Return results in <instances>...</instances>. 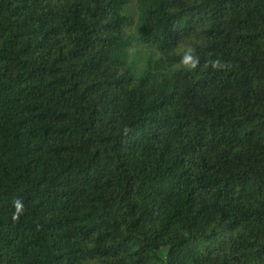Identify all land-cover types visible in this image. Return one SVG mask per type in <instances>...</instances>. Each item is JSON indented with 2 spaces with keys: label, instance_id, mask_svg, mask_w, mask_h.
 Segmentation results:
<instances>
[{
  "label": "trees",
  "instance_id": "obj_1",
  "mask_svg": "<svg viewBox=\"0 0 264 264\" xmlns=\"http://www.w3.org/2000/svg\"><path fill=\"white\" fill-rule=\"evenodd\" d=\"M0 264H264V0H0Z\"/></svg>",
  "mask_w": 264,
  "mask_h": 264
},
{
  "label": "clouds",
  "instance_id": "obj_2",
  "mask_svg": "<svg viewBox=\"0 0 264 264\" xmlns=\"http://www.w3.org/2000/svg\"><path fill=\"white\" fill-rule=\"evenodd\" d=\"M179 63L187 71H195L201 66L200 57L196 54L195 49L192 47H187L183 50ZM209 67L215 71H222L229 66L219 57L212 58V54L210 53L209 59L204 64L205 69ZM13 208L14 211L12 213V219L15 221L18 220L25 211L24 201L20 198L14 199Z\"/></svg>",
  "mask_w": 264,
  "mask_h": 264
}]
</instances>
